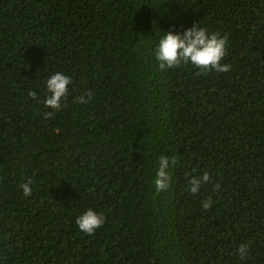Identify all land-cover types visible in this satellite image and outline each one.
<instances>
[{
    "label": "trees",
    "instance_id": "trees-1",
    "mask_svg": "<svg viewBox=\"0 0 264 264\" xmlns=\"http://www.w3.org/2000/svg\"><path fill=\"white\" fill-rule=\"evenodd\" d=\"M194 24L228 36V73L159 69L156 31ZM0 264H264V0H0Z\"/></svg>",
    "mask_w": 264,
    "mask_h": 264
},
{
    "label": "clouds",
    "instance_id": "clouds-1",
    "mask_svg": "<svg viewBox=\"0 0 264 264\" xmlns=\"http://www.w3.org/2000/svg\"><path fill=\"white\" fill-rule=\"evenodd\" d=\"M155 23V22H154ZM157 44L152 52L155 60L158 62L159 69L163 72L167 69L178 68L182 65L191 63L199 71L197 75H207L212 71L217 73H228L231 70L230 64L222 63L227 54L228 36L221 35L220 32L209 33L206 27L200 24H194L186 29L183 34H174L171 31H156ZM72 83V77L62 72L51 75L46 80V88L48 95L44 100L46 108L60 111L67 102L69 85ZM93 93L91 91L76 98L77 103L88 104L91 102ZM28 96L35 100L36 93L29 91ZM54 112L45 114L46 119L52 118ZM178 163L175 156L161 155L158 160V168L156 170L155 179L153 181L156 192L167 191L172 183V173L170 167L174 168ZM211 181L208 172H204L202 176L192 175L188 180V190L193 194H198L202 185ZM32 178H26V181L20 184L24 196H31ZM218 191L220 186L214 185ZM202 207L208 210L212 207L211 198L201 202ZM106 217L103 213H97L94 209H89L80 215L76 224L80 231L86 235H93L96 230L103 227ZM247 244H241L237 249L241 259L248 255Z\"/></svg>",
    "mask_w": 264,
    "mask_h": 264
}]
</instances>
